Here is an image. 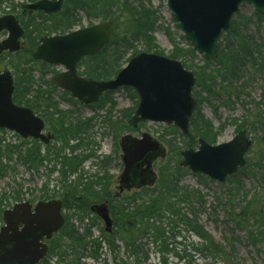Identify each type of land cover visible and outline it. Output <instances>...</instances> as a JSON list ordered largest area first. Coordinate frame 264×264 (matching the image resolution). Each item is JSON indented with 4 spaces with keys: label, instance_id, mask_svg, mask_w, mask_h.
<instances>
[{
    "label": "trees",
    "instance_id": "obj_1",
    "mask_svg": "<svg viewBox=\"0 0 264 264\" xmlns=\"http://www.w3.org/2000/svg\"><path fill=\"white\" fill-rule=\"evenodd\" d=\"M23 6L20 14L26 16V21L20 19V23L26 31L24 49L16 55L0 54V67L7 65L13 68L14 102L31 109L38 116L41 114L40 117L44 119L47 130L54 136V142L53 146L45 147L46 151L43 154L42 146L36 140H26L19 144H5L0 141V172L4 174L8 164L15 159L30 170L38 171L46 164H52L51 174L59 172L57 182L62 192H52L46 184L41 190L40 200H62L65 210L73 211V214L65 216L66 225L49 242V255L43 264H49L48 259L53 256L58 258V264H60L68 258L69 251L75 253L78 258L68 264H80V260L85 256L84 252H89L91 258L97 259L103 243L107 245L116 264H124L120 262L122 258L119 255L122 247L119 243L122 244L125 253L134 258L135 264L148 263L150 246L159 251L161 264H168V255L174 252L172 243H176V239L180 236L178 230L180 226L192 232L201 241L196 246L198 251L209 254L214 259L224 260L226 264H235L231 254L213 239L192 211L195 207L204 205V195L198 190L181 186L182 178L188 173L187 169L180 166L181 151L183 147L196 148L200 138L210 144H217L218 138L225 129L224 125L216 129L211 120L201 113L200 107L204 102L212 96L218 97L220 93L226 94L228 101H231L233 96L238 97L239 88L236 84L242 80L244 74H248L249 71L264 73L262 60L264 45L250 34L251 26L256 24L254 19H257L259 32L264 16L256 12L253 16H245L238 12L232 21V33L223 35L219 42L216 61L202 59V65H196L193 97L198 107L191 120V132L187 138H184L177 128L170 126L160 135L159 139L169 149V157L167 163L159 168L156 187L117 197L110 189L112 177L108 172L98 176L97 173H87L82 167L88 159L95 158L100 161V157L92 149L94 144L90 141L88 134L95 118L81 121L73 116L72 111L60 107V103L53 96L58 90L50 79H45L49 74H56V68L32 58V54L40 44V39L43 36L66 34L72 31L80 23L77 17L80 11L90 20L100 18L101 21H112L114 23L113 41L98 55L83 59L79 64L85 67L84 75L96 80L114 78L122 69L120 63L130 50L133 51L131 57L140 52L165 55L154 37L155 32L160 28L173 46L169 56H166L174 60H183L182 63L188 69H191L193 65L187 66V59L193 61L198 59V56L184 36L178 37L171 29L164 27L163 17L150 0H66L61 13L45 15L38 12L33 14L36 16H29ZM112 8L116 10L114 15L110 11ZM181 42H186L188 46L184 48ZM139 44L142 50L138 49ZM36 72L40 73L39 81L36 79ZM38 83V88L34 89V85ZM126 91L135 103L132 109L118 110L117 101L113 98L114 92L105 93L98 104L88 106L106 110L104 123L116 133L117 157L120 155L117 142L120 133H138L142 126L140 124L134 127L130 124L138 106V95L131 88H126ZM62 93L63 98L78 104L69 93ZM217 110L218 108L215 107L216 114ZM115 113H119L116 118ZM261 119L264 121V111L259 115V121ZM243 128H245L244 124L238 126L237 131ZM0 132L6 131L0 130ZM81 149L83 155H76L75 152ZM89 149L91 151H88ZM67 150H70L71 154H68ZM261 153L264 158V151ZM109 163V157H105L100 166L104 169ZM58 166H60L59 169ZM249 172L255 180H264V167L249 159L246 167L228 179L227 191L231 197L238 196L244 190V184L238 177ZM246 198L245 195L244 200ZM14 199L16 202L22 201L20 192H16ZM90 199L99 203L107 202L115 223L114 233L104 236L102 241L91 239L89 231L88 235H80L71 222L76 215L81 220L90 218L92 214L90 208L84 207L86 200L90 201ZM2 203L3 199L0 200V207ZM251 206L252 202H249L242 210L241 216L244 217V222L247 217L259 216L258 212L250 209ZM185 208L191 210L188 211ZM3 212L0 209V219ZM260 218L258 222L261 228H264V216ZM235 224L241 228L242 221L235 220ZM101 231L104 232L102 229ZM248 236L250 242L257 245L258 240H264V230L256 233L253 230L249 231ZM144 240L147 243H144ZM78 250H82L83 253H78Z\"/></svg>",
    "mask_w": 264,
    "mask_h": 264
},
{
    "label": "water",
    "instance_id": "obj_2",
    "mask_svg": "<svg viewBox=\"0 0 264 264\" xmlns=\"http://www.w3.org/2000/svg\"><path fill=\"white\" fill-rule=\"evenodd\" d=\"M64 2L39 0L24 9L30 13L42 11L51 15L61 12ZM243 4L252 5L257 13L264 16V0H168V8L187 41L196 53L210 61L217 59L219 41L224 34L232 33V20ZM4 31L8 37L0 43V52H19L24 30L15 16L0 18V34ZM113 38L114 23L104 21L66 35L42 37L33 58L64 68V72L51 79L52 84L70 93L83 105L98 103L106 92L130 87L139 96L131 125L164 123L174 125L182 134L189 135L190 118L198 106L192 94L196 77L179 60L141 52L131 58L114 79L96 81L78 75V63L83 58L99 54ZM14 92V77L5 70L0 74V129L14 132L22 139H35L48 145L53 137L44 133V120L31 109L16 105ZM119 145L123 163L119 177L120 192L154 185L157 181L154 162L166 155L163 144L143 133L141 138L123 136ZM251 147L252 141L245 129L231 141L217 146L200 139L198 151L181 153L183 160L180 166L224 183L246 166V155ZM91 212L104 220L107 232H112L108 203L92 206ZM3 222L0 264H38L49 251L48 245L41 242L45 238L50 240L64 226L62 202L52 200L35 206L30 202L18 203L3 212Z\"/></svg>",
    "mask_w": 264,
    "mask_h": 264
},
{
    "label": "rangeland",
    "instance_id": "obj_3",
    "mask_svg": "<svg viewBox=\"0 0 264 264\" xmlns=\"http://www.w3.org/2000/svg\"><path fill=\"white\" fill-rule=\"evenodd\" d=\"M150 1L153 6L159 10L160 15L163 17L164 27L171 29L178 37L183 36L177 23L173 20V14L168 8V0ZM33 2L35 1L0 0V17L11 14L15 15L19 20L23 19V21H26V16L20 14L22 6ZM110 11L113 15L116 12L114 8ZM239 13L245 16H253L255 9L253 6L245 4L241 6ZM77 17L80 19V23L74 27L73 30L88 27L90 24L94 25L101 21L100 18H92L90 20L81 11L78 13ZM254 22L256 24L251 26L250 34L253 35L258 42L263 43L264 45V21L260 25L261 29L259 32L257 30V19H254ZM154 37L157 45L163 52H165V56H169L170 52L173 50V46L165 32L160 28L155 32ZM6 38L7 34H0V43ZM182 46L186 48L188 45L186 42H183ZM138 49L142 50L140 44L138 45ZM132 53V50L126 53L123 61L120 63L121 68H124L128 64L127 62ZM197 56L198 59L193 61L187 59L186 65H193L191 69L187 68L189 71L195 72L196 65H202L201 60L203 58L198 54ZM262 56V60L264 61V47ZM181 62H183V60ZM6 69L10 70L14 75L13 68L7 65L1 66L0 72L5 71ZM40 78V73L36 72V79L39 81ZM45 79H50V76L47 75ZM38 85L39 83L34 85L33 88L37 89ZM236 86L239 88L238 97L233 96L231 101H228L226 94L222 95V93H220L221 95H218V97L212 96L200 107L201 113L211 120L216 129L220 128L222 124L225 125V129L222 135L218 138L217 144L231 141L238 134V126L244 124L245 129L248 131L249 137L253 142V147L246 158L264 166L261 153L264 151V121L262 119L259 121V115H261L264 110V73H254V71H249L248 74H244L241 81L237 82ZM62 95L63 93L60 90L53 95L60 103L62 109L72 111L73 116L81 121L95 118L92 123V129L88 134L90 135V141L94 144L92 149L93 151H96V155L100 157V161L95 158L89 159L83 164L84 170L87 173H97L98 176H102L103 173L105 174V172H108L112 177L110 189L117 197H120V195L128 196L133 194L135 190H132L129 193L128 191L121 193L119 190V177L123 172L121 151L119 157H117L115 153L116 133L104 123L106 110L95 109L96 107L93 108L81 104H73L66 98H63ZM113 98L117 101L118 110L132 109L135 106V103L129 97V93L126 89L116 91ZM215 107L218 108L217 114L215 112ZM118 116L119 113L114 114L115 118ZM234 123H236V125ZM169 127L170 125L162 123L144 122L142 123L140 131L138 130V133H120L117 142L119 144L120 139L127 134L140 138L143 133H148L152 137L159 139L163 131L167 130ZM47 132L49 133L48 130L46 133ZM0 141L5 144H19L24 140L15 135V133L6 131L0 132ZM39 143L42 146V153L45 154V147L47 146L41 142ZM48 146H53V141ZM90 149L88 151H91ZM67 153L71 154V151H68ZM105 157H109L110 163L107 167L102 169L100 163L102 160H105ZM167 160L168 158L165 160H159L155 163L154 172L156 175L159 173V168L167 163ZM4 164L6 165V163ZM8 165L9 166H7L4 174L0 172V200L3 199L0 209L2 212L11 209L17 203L30 202L35 206L39 202H44L41 201L40 198L42 195L41 190L46 184H48L50 191L58 193L62 192L61 186L57 182L59 172L53 174L50 172L52 164H46L38 171L30 170L27 166L16 159ZM59 168L60 166H58V169ZM238 178H240L244 184V190L235 197H231L228 194V183L222 184L206 176L191 173L190 171L182 178L181 186L198 190L204 195L205 205L202 210L198 209L197 220L217 243L225 247L226 251L230 253L234 259L235 264H264V240L260 239L258 240L257 245H253L248 236L249 231L253 230L256 233L264 230L258 222L259 219L261 220L260 217H262V215L264 216V180H255L251 172L246 173V175L241 174ZM16 192H20L22 198L21 202L15 201L14 198L16 197ZM245 195L247 196L246 200H244ZM229 199L231 200L230 202H228ZM249 202H252L250 209L256 211V213L258 212L259 216L247 217L246 222H244V217L241 216V213L243 208ZM97 203L99 202L96 200H86L84 207L91 208L94 205H99ZM185 209L189 210V208ZM66 214L72 215L73 211H66ZM91 216L94 217L93 214H91ZM235 220L242 221L241 228L237 227ZM88 221L81 220V218L76 215L75 217L73 216L72 223L75 225L76 229H78L79 233L83 234L86 227L88 228ZM3 225L4 223L1 218L0 228L3 227ZM94 225L95 226L92 228V238L97 239L100 238L101 229H104L105 225L101 219H94ZM178 230L180 231V236L176 239V243H172L174 252L169 255L168 264H226L224 260L218 258L214 259L209 254H203L198 251L196 246L201 241L192 232L187 231L183 226H180ZM100 240L102 241V239ZM144 243H147V241L144 240ZM119 245L122 247L119 256L123 259L124 264H132L133 259L130 258L129 254L125 253L122 244L119 243ZM101 247L102 248L99 252L101 257L98 260L91 258L89 252L83 253L82 250H78V253H83L85 255L80 260V264H116L107 245L103 243V246ZM150 249V258L147 264H161L159 253L151 246ZM68 255V258L60 264H68L70 261L78 258L77 255L75 253L73 254L71 251H69ZM58 262L59 260L56 256L48 259L49 264H58Z\"/></svg>",
    "mask_w": 264,
    "mask_h": 264
},
{
    "label": "bare ground",
    "instance_id": "obj_4",
    "mask_svg": "<svg viewBox=\"0 0 264 264\" xmlns=\"http://www.w3.org/2000/svg\"><path fill=\"white\" fill-rule=\"evenodd\" d=\"M264 111V110H263ZM193 116L194 115H192V117L190 118V124H191V120H192V118H193ZM154 123V122H153ZM223 125V124H222ZM221 125V126H222ZM225 126V125H224ZM190 132H191V129L189 130V135H190ZM183 135V137L184 138H187L189 135H184V134H182ZM205 140V139H204ZM206 141V140H205ZM208 144H210L208 141H206ZM223 144V143H222ZM210 145H212V146H217V145H219V144H210ZM180 146L181 147H183V144L182 143H180ZM164 149H165V153H166V155L164 156V157H160V158H158L157 160H156V162L157 161H159V160H165L166 158H168L169 157V149H168V147L166 146V147H164ZM188 150H194V151H198L199 150V142H198V145H197V147L196 148H182V151H181V153L182 152H184V151H188ZM68 151H70V150H67V152ZM75 154H80V155H83V150L81 149V150H78V151H76L75 152ZM85 155V154H84ZM89 160V159H88ZM88 160H86L85 162H87ZM262 161H264V158H263V160ZM85 162H84V164H85ZM262 165V164H261ZM263 166V165H262ZM83 167V166H82ZM264 167V166H263ZM84 168V167H83ZM190 170L188 169V172H189ZM191 172V171H190ZM192 173V172H191ZM159 174V173H158ZM195 174V173H194ZM197 175H201V174H197ZM203 176H205V175H203ZM75 177V176H74ZM207 177V176H206ZM209 178V177H208ZM230 177H228L227 178V180L224 182V183H228V179H229ZM71 179V178H70ZM211 179V178H210ZM213 180V179H212ZM223 184V183H222ZM156 185H157V183H155L154 185H152V186H143V187H140V188H134V189H132V190H135V192H137V191H141V190H143V189H145V188H150V189H153V188H155L156 187ZM227 187H229V184H228V186ZM188 188V187H187ZM131 190V191H132ZM131 191H128V193L129 192H131ZM59 201H61L62 202V214H63V216H64V220H65V223H64V226L66 225V219H65V216L67 215L66 214V210H65V208H64V204H63V201L62 200H59ZM231 200L229 199L228 200V202H230ZM205 202V201H204ZM97 204H99V206L100 205H102V203H97ZM204 205H205V203H204ZM203 205V206H204ZM203 206L202 207H195L192 211L193 212H195V214H196V216H198V209H200V210H202L203 209ZM189 210H191L190 208H189ZM188 210V211H189ZM263 210H264V202H263ZM93 214V216L94 217H92V216H90V218H87V219H85V220H89L88 222H89V225H88V228L86 227V229H85V231H84V233L83 234H81V233H79L80 235H88V231H89V234H90V238L91 239H93L92 238V228L95 226L94 225V219H101L103 222H104V220L100 217V216H98L97 214H94V213H92ZM110 217H111V220H112V222L114 223V220H113V218H112V216H111V213H110ZM256 217H258V215L256 216ZM72 220H73V218L71 219V222H72ZM73 224V223H72ZM74 225V224H73ZM104 225H105V228L104 229H102L104 232H102L101 231V236H100V238H97V239H102L104 236H106V235H111V234H113L114 233V231H115V227H113V226H115V223H114V225L112 224V232H107L106 231V224H105V222H104ZM64 226L62 227V229L64 228ZM75 226V225H74ZM76 228V227H75ZM0 230H1V228H0ZM79 232V231H78ZM56 235V233L55 234H53V236H52V238L50 239V240H48V239H44L41 243H43V244H47L48 245V243L54 238V236ZM97 239H93V240H97ZM152 248H154V247H152ZM155 249V248H154ZM151 250V249H150ZM156 250V249H155ZM157 251V250H156ZM49 252V251H48ZM158 253H159V251H157ZM150 253H151V251H150ZM150 253H149V256H150ZM120 254H121V252H120ZM169 255H171V253L169 254ZM169 255H168V257H169ZM130 256V255H129ZM100 257H101V255L99 254V257L97 258V259H95V260H98V259H100ZM47 257H45L44 259H42L38 264H43V261L46 259ZM130 258H132L133 259V263L132 264H135V260H134V258L133 257H131L130 256ZM150 258V257H149ZM159 258H160V253H159ZM121 262L122 263H124L123 262V259L121 260Z\"/></svg>",
    "mask_w": 264,
    "mask_h": 264
},
{
    "label": "flooded vegetation",
    "instance_id": "obj_5",
    "mask_svg": "<svg viewBox=\"0 0 264 264\" xmlns=\"http://www.w3.org/2000/svg\"><path fill=\"white\" fill-rule=\"evenodd\" d=\"M19 22H20V20H19ZM23 29L25 31V28L24 27H23ZM25 33H26V31H25ZM53 35H58V34H53ZM24 37H25V34H24ZM24 37H23V40L22 41H23V44L25 45L26 42L24 41ZM63 70L64 69L63 68H60V67L56 68V74L61 73ZM84 72H85V67L84 66H78V71H77L78 75L80 77H83V78H89V77H87L86 75L83 74ZM49 76H52V75L49 74ZM53 139H54V137H53Z\"/></svg>",
    "mask_w": 264,
    "mask_h": 264
}]
</instances>
